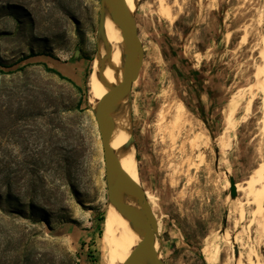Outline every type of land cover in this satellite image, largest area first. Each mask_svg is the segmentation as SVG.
Segmentation results:
<instances>
[{"label":"rangeland","instance_id":"1","mask_svg":"<svg viewBox=\"0 0 264 264\" xmlns=\"http://www.w3.org/2000/svg\"><path fill=\"white\" fill-rule=\"evenodd\" d=\"M99 4L0 0V191L16 202L20 231L7 226L0 233V264H109L103 237L111 205L89 96ZM134 6L144 55L125 127L131 124L141 187L157 220L160 258L165 264H264V216L252 221L255 207L245 204L242 218L245 199L236 188L264 164V112L249 88L264 0H138ZM40 81L62 86L71 108L58 112L69 131L55 129L54 144L47 142L54 116L46 102L35 122L8 115L20 103L7 91ZM177 107L194 124L193 149L186 131L173 143L164 129ZM169 111L171 118H162ZM37 127L44 134L39 140ZM71 150L78 156L67 177L62 157ZM33 206L47 212L48 224L31 223Z\"/></svg>","mask_w":264,"mask_h":264},{"label":"water","instance_id":"2","mask_svg":"<svg viewBox=\"0 0 264 264\" xmlns=\"http://www.w3.org/2000/svg\"><path fill=\"white\" fill-rule=\"evenodd\" d=\"M109 19L119 32L121 39V63L115 65L110 60V44L105 36V19ZM98 51L97 78L106 93L90 105L101 140L107 201L135 228L139 242L122 264H165L156 249L158 224L145 190L124 170L113 147L116 133L115 119L120 109L131 102L133 84L137 81L143 64V45L139 36L136 14L130 10L126 0H100L99 25L96 32ZM104 55L100 56V46ZM105 63L118 77L109 83L104 77ZM131 115L129 114V118ZM128 141L133 142L131 124L127 129ZM231 193L235 195V183L231 180ZM128 201L134 203L130 204Z\"/></svg>","mask_w":264,"mask_h":264},{"label":"bare ground","instance_id":"3","mask_svg":"<svg viewBox=\"0 0 264 264\" xmlns=\"http://www.w3.org/2000/svg\"><path fill=\"white\" fill-rule=\"evenodd\" d=\"M137 1L138 0H126V3L129 6L130 10L132 11L134 10L135 6L133 7V5ZM162 3L160 5H164V3L163 4ZM163 13L166 16H170V11L168 8L166 10H163ZM259 20L261 22V26L258 28L259 30L257 31L258 34H257L256 42H254L255 45H253L254 50L257 52V62L255 63L253 68V73H252L253 82L249 85V88L251 91H253V95L260 96V101L264 112V8L261 10L259 14ZM104 28H105V36L110 44V60L113 64L120 65L121 39L119 36V32L116 29V27L113 25V23L107 18L105 19ZM99 51H100V56H103L104 55L103 45L100 46ZM97 71H98V61L95 58L91 75L96 77V81L94 82L93 86L89 89V96L92 98L91 104H93L97 99L104 96L106 93L105 87H103L98 81ZM104 77L109 83H115L118 79V77L114 74L112 69H110L107 63H105ZM173 103L175 104V102ZM173 106L175 107V105ZM124 111L125 108H122L119 110V112L116 115V119H115L116 133L114 136L113 147L116 151V154L124 170L132 177V179L136 183H138L141 186L138 166L135 163L136 147L134 145H131L130 147L127 148L124 147V145L128 141V132L125 127L126 114ZM170 113L171 111H169L168 114H163L161 116L162 118H164L167 115L170 116L169 118H171L172 115ZM173 117L174 119L172 122H170L171 123L170 126H167L169 124L166 123L165 124L167 127L164 125L166 127L164 129L167 132L168 138H170V140L173 143H175L179 139V136H181L180 134L183 133V131H186L185 133L187 139L186 142L193 149V147H195L196 145V141H194L193 139L188 140L190 139L189 137L192 134V131L195 129L193 127L194 124H192L193 122L192 123L190 122L192 119L190 121L187 119V117L185 116V112L182 110V107L176 110V114L175 115L173 114L172 118ZM127 120L129 121V118ZM167 128H169L168 131ZM183 163L184 162H182V164ZM236 188L237 191L242 192V197L245 199V201L239 205L242 218L246 215L245 204L247 205L250 204L255 207V209L251 213L253 217L252 221L254 219H257L256 217H260V216L263 217L264 216V164H262L259 168L255 169L254 175L251 176L250 179H248L245 183L242 184L237 183ZM128 203L134 204L130 201H128ZM103 241L108 248L107 259L109 260V264H122L124 260L128 257V255L131 253V251L134 249V247H136V245L138 244L139 236L135 228L131 225V223L111 206L108 211V215L105 222ZM156 249H158V243L156 244ZM237 263L243 264L241 259L237 260ZM248 263L252 264V262H248Z\"/></svg>","mask_w":264,"mask_h":264},{"label":"trees","instance_id":"4","mask_svg":"<svg viewBox=\"0 0 264 264\" xmlns=\"http://www.w3.org/2000/svg\"><path fill=\"white\" fill-rule=\"evenodd\" d=\"M25 58L27 57H24V59ZM0 66H2L1 63H0ZM44 67L47 72H51L57 75L60 79L70 82V80L67 77H65L64 75H62L60 72L56 71L55 69H52L48 67L47 65H44ZM61 87L62 86H57L51 81H47V82L40 81L39 83L37 82L35 84H32L31 87H27V83L24 82L23 84L16 87L18 89L14 91V93L11 89L8 90L7 91L8 93L6 94V96H9L10 98L16 96L20 103V105L15 110H10L8 112V115L16 116L15 118L16 121L30 120L31 122H35V120H37L40 116L43 115L41 113L40 103L46 102L45 103L46 106L48 108H52L49 114H52L54 116L50 118L48 122V124L51 125L52 127L48 129L47 142L49 144H54L55 136L53 132L55 129L60 128V129H63V130L66 129V131H69V129L67 128L66 125H64V123L62 124V122L57 121L59 111L60 113H70L71 111L70 106L63 103L64 102L63 101L64 91ZM24 93H27V95H22ZM25 97H28L30 99L27 101V105L22 107L21 102L24 101ZM0 115H1V112H0ZM33 131L36 132V138L38 140L42 138V136H44L43 132L38 127L35 128V130ZM53 150H55V148ZM54 154H55L54 151H51V155L54 156ZM43 156H44L43 152L38 153V157L40 159L43 158ZM77 156H78V153H76V151L73 152L71 150L68 155H66L65 157H62V161L64 162L63 165L65 168V175L67 177H70L71 175V169L73 167L74 160H75L74 158ZM8 185L10 186V184ZM15 203H16L15 200L11 199L9 194L3 195L0 191V233L4 232V228L7 226L12 228L11 230L14 232L12 234L18 235V233H20L19 229H17L18 226H15L14 224V219L16 218V216L13 215L14 212H12V210L14 208L13 204ZM31 208H32L31 216L29 217V220L31 221V223L39 222V223L48 224L49 217L47 216V212L43 211L42 207L33 206ZM10 238L13 240L14 239L13 235ZM20 241L21 239L16 236V242H20Z\"/></svg>","mask_w":264,"mask_h":264}]
</instances>
